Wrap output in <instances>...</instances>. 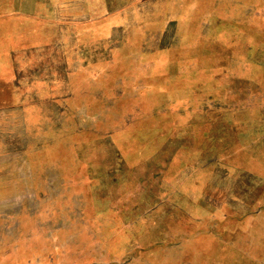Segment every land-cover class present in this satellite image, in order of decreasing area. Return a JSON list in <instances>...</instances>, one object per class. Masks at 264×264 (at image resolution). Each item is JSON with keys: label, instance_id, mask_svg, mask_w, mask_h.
I'll use <instances>...</instances> for the list:
<instances>
[{"label": "rangeland", "instance_id": "1", "mask_svg": "<svg viewBox=\"0 0 264 264\" xmlns=\"http://www.w3.org/2000/svg\"><path fill=\"white\" fill-rule=\"evenodd\" d=\"M60 28L101 80L73 134L39 125ZM0 264H264V0H0Z\"/></svg>", "mask_w": 264, "mask_h": 264}, {"label": "crops", "instance_id": "2", "mask_svg": "<svg viewBox=\"0 0 264 264\" xmlns=\"http://www.w3.org/2000/svg\"><path fill=\"white\" fill-rule=\"evenodd\" d=\"M55 31H57V28ZM85 36H89V33L80 34L78 30H74V29L73 30H64V29L62 30L60 28L58 30V34H54L52 39L49 38V40H47L46 43H44L48 45L50 42L52 44L49 46H52V48L56 47L57 49L55 52H51L52 54L50 55V58H52V60L50 59L51 61L48 63L50 64L52 68L58 70V72L56 73V78L58 76L59 79L56 85L58 88L60 85V88L62 87V89L60 92L51 94L50 96L43 99L48 102H52L51 106L54 108L47 111L45 115L41 117V121H40L41 124H39L41 128H57L56 130L57 132L63 133L67 131L66 133L68 134H73V133L78 132L81 127L78 125L76 121V114H75L76 112L74 108H69L67 102L70 100H73V101H75L76 99L79 100L80 98L95 99L94 96L88 91H86L83 94L81 93L83 96H81V94L79 93L74 94L73 92L72 93L69 92L72 85H74L76 82H79L82 76L91 75L90 72L92 73V75L97 73V71L91 65L92 57L95 51L93 48L95 45L94 43L93 44L89 43V41H84L83 43L82 40H85L84 39ZM44 44L42 43V45ZM42 64L47 65L46 62L45 63L42 62ZM70 70L73 71L74 78L70 77L71 76ZM93 77L96 79L94 80L93 84L95 86H99L101 83V80H97L98 78L95 77V75H93ZM59 101L63 103H60ZM104 101H105L104 103H99L100 106L104 107V110H105L104 113L99 114V112L97 111L95 112L96 109L95 110L92 109L93 112H90L94 115L99 114V116H104V115L106 116L105 119L103 118L98 121L99 125L104 126L105 128H108V130H110V127L111 128H128L125 124H123V119H122L123 114L122 113L124 112L119 109L115 110L112 104L113 99L110 98ZM53 102H57V103L55 104ZM119 105L118 107L121 109ZM26 113L27 112L25 111V113L18 115L17 119L19 122H21L22 128H31L30 125L33 124V117L31 115L30 116L26 115ZM113 116H120L121 121L113 120L112 118ZM21 117L22 119L20 120ZM18 121L15 120L14 121L15 124H17ZM113 121H116L114 127H112ZM48 142L49 141L45 142L46 145H48ZM77 143L78 142L71 141V140L69 141L56 140V148L58 152L56 156H54L55 160L52 161V160H49V158H47L48 161H44V164H48L50 161L51 164H55L57 166H64L66 164H69V165H74L75 167L76 165H79L80 160H75V158L73 157L74 152L71 150L67 151L70 148L73 149L71 145L77 144ZM63 171L65 172V168L63 169ZM73 171H75V168L73 169ZM68 178H70V176Z\"/></svg>", "mask_w": 264, "mask_h": 264}, {"label": "trees", "instance_id": "3", "mask_svg": "<svg viewBox=\"0 0 264 264\" xmlns=\"http://www.w3.org/2000/svg\"><path fill=\"white\" fill-rule=\"evenodd\" d=\"M95 72H96V71H95ZM97 73H98V72H97ZM97 73H96V74H93V75H95V77H98V76H97V75H98ZM104 77H106V76H104Z\"/></svg>", "mask_w": 264, "mask_h": 264}]
</instances>
